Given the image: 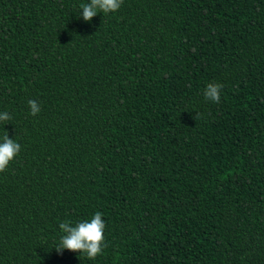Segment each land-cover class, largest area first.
<instances>
[{"label": "trees", "instance_id": "16d2710c", "mask_svg": "<svg viewBox=\"0 0 264 264\" xmlns=\"http://www.w3.org/2000/svg\"><path fill=\"white\" fill-rule=\"evenodd\" d=\"M89 2L0 0V264H264V0Z\"/></svg>", "mask_w": 264, "mask_h": 264}, {"label": "clouds", "instance_id": "9594fccd", "mask_svg": "<svg viewBox=\"0 0 264 264\" xmlns=\"http://www.w3.org/2000/svg\"><path fill=\"white\" fill-rule=\"evenodd\" d=\"M123 4V0H90L87 4H82V14L84 21L88 22L98 13H115ZM223 85L220 83H208L204 89V97L214 103H219L221 90ZM30 114L36 116L41 111L40 105L36 100H28ZM199 115V114H197ZM11 115L7 112L0 113V122L9 121ZM21 151V145L14 139H10L7 132L0 142V173L5 172L9 165L18 157ZM106 224L102 219V213L97 211L94 216L88 220L77 223L72 226L71 222L65 220L59 224V228L64 235L60 237L59 244L56 247L58 252L67 249L73 252H79L86 255L90 260H95L101 255L105 243Z\"/></svg>", "mask_w": 264, "mask_h": 264}]
</instances>
